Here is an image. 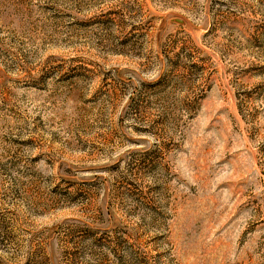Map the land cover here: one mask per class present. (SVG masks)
<instances>
[{
    "label": "rangeland",
    "instance_id": "rangeland-1",
    "mask_svg": "<svg viewBox=\"0 0 264 264\" xmlns=\"http://www.w3.org/2000/svg\"><path fill=\"white\" fill-rule=\"evenodd\" d=\"M0 264H264V0H0Z\"/></svg>",
    "mask_w": 264,
    "mask_h": 264
}]
</instances>
